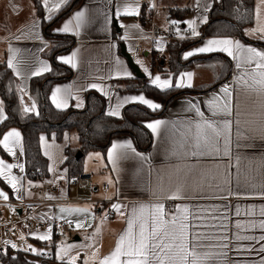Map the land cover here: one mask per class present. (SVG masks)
Wrapping results in <instances>:
<instances>
[{
    "label": "crops",
    "instance_id": "1",
    "mask_svg": "<svg viewBox=\"0 0 264 264\" xmlns=\"http://www.w3.org/2000/svg\"><path fill=\"white\" fill-rule=\"evenodd\" d=\"M70 1L68 0V4ZM215 1L217 0H209L210 9ZM56 2L57 0H51V3ZM138 2L140 15L131 17L117 15L118 8L123 6L122 0H82L79 6L55 25L53 28L54 32L73 36L76 40L75 46L70 51L59 55L58 60L60 61V57H66L73 52H77L78 67L73 68L67 65L73 69V77L69 80L55 83L51 90L50 99L57 87H71L74 95L69 98L68 107L61 110H67L71 107L83 109L86 104V93L88 91H96L106 99V113L110 106L116 104L118 98L123 99L130 96L143 95L146 99L160 104V102L146 96L143 92H121L118 90L117 82L130 81L137 78L127 59L122 55V46L132 56L134 63L145 75L148 83L152 84L151 80L156 75H159L161 79H172L175 85L178 82L179 75L176 78L163 76L158 71L159 67H155V59L157 56L162 55L159 65H164L166 68L168 64V45L173 42L190 43L191 45L183 53L182 60L185 63L192 61L193 64L181 73L191 72L194 74L193 87L182 89L208 88L218 82H220V85L206 93L178 96L169 104L162 116L144 121V126L148 122L157 120L165 121L168 125V128L161 130L159 139L145 126L153 136L152 146L147 152L136 150L149 157L148 162L142 163L139 158H130L119 162V171L113 169L112 162L108 160V152L114 143L130 141L135 147L133 140L129 136L115 137L106 152L93 151L84 156L83 173L91 175L92 182L89 188L79 190V195L85 200L106 202L101 205L102 207L88 203L67 207L89 208L88 222L84 228L77 229L75 227L77 222H84V214L76 212L71 214L62 213V208L45 207L39 211L45 226L43 228H18L17 237L21 239V236H23V240L43 252L52 251L55 257L53 264H58L57 255L59 253L56 252V248H47L37 244V242L46 241L35 237L46 234L48 229L51 228L52 240L54 237V218L72 221L74 225L66 229V238L63 242L71 240L74 236V242L79 244L74 245L72 242L64 244V246L72 244L74 246L69 255L78 257L76 264H84L92 256L93 252L98 249L96 260L90 261V264H98L100 258L106 257L114 251L120 235L127 230V220L133 206L163 203L166 212H174L178 207H187L189 209L190 238L198 234L200 242L208 246L200 248L199 251L226 253V256H216L209 260L207 264H260V261L264 259V253L258 252L257 249L264 246V242L237 241L235 236L237 233L256 237L264 235V232L258 227L254 230H244L243 227L237 229L236 227L237 223L247 226L255 222L258 225L261 220H264V216L260 215L261 209H264V198L259 195V193L264 192V139L260 138L259 133H255L252 139L240 142L242 145L251 144L252 146L240 148L236 147V142L233 140L231 158L197 159L191 156H173L169 151V146L173 143V139L176 138L174 135L175 130L171 126L175 124L183 129L186 122L195 119L194 113L189 110L187 102L199 103L205 115L210 116L206 101L213 93L222 95L220 90L225 85L233 89V117L236 116L237 107L242 113L259 110L258 105L254 103L255 97L244 96L240 92L239 86L234 83L237 76L241 74V70L236 68V61L227 56L226 53H198L187 60L184 59V55L189 51H195L198 47L205 46L209 39H233L240 41L246 47H254L257 50L264 51V45L256 44V40L264 41V38H261L260 34L254 31L256 28L255 10L257 7H261V16L264 17V7L260 5V0H253V26L245 33L243 38L237 36H205L204 26L209 22L211 10L204 12L201 8H198L197 0H138ZM41 4L43 18L49 21L48 11L43 7L42 0ZM67 5H62L60 10L53 14L52 19ZM85 8L88 9L87 20L78 36L57 31L62 29L65 23L73 19L77 11ZM174 8L188 10V12L182 18H179L182 16L181 14L175 17L171 15V9ZM105 13H107L109 18L107 26ZM201 16H207L208 22L203 23L200 20ZM150 19L153 22H150ZM193 19L198 22L197 31L201 33L199 37L192 36L187 27L186 21ZM34 21L35 27H33ZM172 21H179V32L177 31V26L172 24ZM121 24L126 27L122 28ZM133 25H139V28H134ZM171 26L172 31L170 33L169 27ZM181 35L184 36V39L180 38ZM123 36H127L128 39H123ZM153 38H156V40H153ZM53 43V39H50L44 33L42 18L38 16L35 0H0V58L5 53L8 62L12 55L9 49L15 48L18 49V59L25 62L21 64L23 76H17L12 70L19 80V89H25L24 93L21 92L23 106L31 107L35 103L30 95V82L33 78L39 76L30 75V72L39 67L40 62L48 64L52 68L51 61L45 54L53 47ZM110 44H115L116 47L110 48ZM161 47L163 51H161ZM138 48L139 51H137ZM117 57L123 62L124 69L132 73V77L116 76L117 69L114 66V60ZM137 60L141 61L142 64L136 63ZM144 68L148 69L147 73L144 72ZM46 73L48 72L42 75ZM93 83L102 86L106 92H110L112 99L109 100L108 96L101 91L91 88L90 85ZM78 101L82 102L80 107L76 106ZM129 105L139 104L124 105L121 108V115L123 109ZM240 118L243 120L247 117L242 115ZM215 119L223 120L225 117L220 115L215 117ZM12 130L21 133L18 129H10L3 136ZM70 141L68 132L64 134L62 141H58L55 134L50 136L47 134L41 135V149L49 162V176L37 183L26 182L24 178L25 156L22 134L20 144L15 146V156L7 152L1 145L9 159H5L0 155V160H3L6 164L18 165V167L12 169L11 174L20 178V184H18L20 191L17 192L12 189L11 185L2 177L11 189L12 198L0 187V191H3L8 196L7 200L0 197V202L39 201L46 197L75 195L76 190L69 182L68 168L63 166L66 159L65 149L70 144ZM45 153L48 154L46 155ZM237 156L240 157L241 171L248 174L255 184L254 188H240V195L233 194L237 192L235 181ZM230 165L231 167H229ZM149 168L151 169L150 174L148 172ZM178 168L182 169V171L178 172ZM225 171L231 177L230 187L226 186L222 179L211 181V187L208 186L209 181L204 180L206 175L216 174L217 172L224 173ZM109 179L112 180V184L108 183ZM178 182H184L187 185L185 198L176 200L163 198L175 190ZM105 183L108 185V189L103 188ZM29 184L38 187L39 190H28L27 186ZM217 184L220 186L217 187ZM47 189H53V192L47 193ZM116 203L124 206L122 211L125 215L121 216L115 212L112 206ZM97 208H102L103 212L98 213ZM10 210L12 211L10 212ZM16 210L17 207L12 204L0 205V214L3 216H9ZM237 210L240 211L239 216L236 215ZM107 211L112 212V218H104V213ZM252 211L255 212L254 216L245 215L246 212ZM93 216L95 219H92ZM1 234L2 230L0 229ZM222 236L228 237V247L226 249L215 247L218 243V238ZM246 249H251V251Z\"/></svg>",
    "mask_w": 264,
    "mask_h": 264
},
{
    "label": "snow or ice",
    "instance_id": "2",
    "mask_svg": "<svg viewBox=\"0 0 264 264\" xmlns=\"http://www.w3.org/2000/svg\"><path fill=\"white\" fill-rule=\"evenodd\" d=\"M43 7L48 11V19L51 20L54 13L60 10L62 5H67L68 0H57L56 3H51V0H42ZM123 6L118 8L117 15L120 16H139L140 8L138 0H122ZM260 5L264 7V0H260ZM197 7L201 8L204 12L210 11L209 0H197ZM88 9L77 11L73 19L65 23L62 29L63 33H71L73 35H79L81 28L84 26L87 20ZM105 15L106 26L108 23L107 13ZM256 28L255 32L260 34L261 38H264V17L261 16V7H257L255 10ZM200 20L203 23L208 22L207 16H201ZM197 20L186 21L187 27L194 37H199L201 33L197 31ZM173 25L177 26L179 32V21H172ZM35 27V21L33 22ZM122 28L126 26L121 24ZM134 28H139V25H133ZM123 39H128L127 36H123ZM181 39L184 36L181 35ZM110 48H115V44H110ZM43 50V49H42ZM12 53L11 58L7 62V66L12 69L17 76H23L24 73L21 70V64L25 62L18 59V49L10 48ZM161 51L163 48L161 47ZM222 52L236 61V68L241 70L234 82L239 86L240 92L244 96H254V103L258 105V111H249L242 113L237 107L236 116L233 117V89L230 86L225 85L220 90V93H213L212 96L206 101L208 112L210 116H206L205 112L201 110L199 103H193L188 101L189 110L194 113L195 119L193 121L186 122L183 129L177 125L171 127L175 130L173 143L169 146V151L173 156L182 157H195L200 158H218L229 157L231 158V149L233 140L236 142V147H251V144L242 145V140H250L253 138V134L259 133L260 138L264 139V51L257 50L254 47H246L240 41L233 39H209L205 46L198 47L195 51H189L184 55V59L187 60L198 53H214ZM78 53L73 52L66 57H60V61L63 64L70 65L73 68L78 67ZM136 63L142 64L137 60ZM114 66L117 69L116 76L120 77H132V73L127 71L123 67V62L117 57L114 60ZM52 68L43 62H40V66L30 72V75L40 76L45 72H51ZM144 72H148L147 68H144ZM149 75H151L149 73ZM194 74L191 72H184L179 74L178 82L173 84L172 79H161L159 75H156L151 83L158 89L168 90L175 86L176 88H191L193 87ZM91 88L101 91L104 95L108 96L109 100L112 99V94L106 92L105 89L95 83L90 85ZM20 92L24 93L25 89L20 88ZM74 95L71 87L61 88L57 87L52 93V103L58 109H64L68 107L69 98ZM23 100V96L21 97ZM82 102H77V107H80ZM127 104H139L145 105L148 109L156 111L161 108L159 103H155L150 99H146L143 95L130 96L123 99H117L114 106H110L107 115L110 117H121V108ZM24 113L36 112L35 103L31 107L24 105ZM38 115V112L36 113ZM223 115L225 119L218 120L215 117ZM242 115H246L247 118L241 119ZM8 117L5 115L4 102L0 100V123L6 121ZM151 132L157 137L161 136V130L168 128L165 121L157 120L154 122H148L145 125ZM235 126V131H234ZM21 142V133L16 130L7 132L0 140V145L12 154L16 155L15 146ZM46 155L48 153H45ZM130 158H139L142 163H146L149 157L144 156L136 150L133 144L128 141L125 143H114L111 150L108 152V160L112 162L113 169L119 171L118 164L120 161ZM18 167V165L6 164L3 160H0V177H3L12 189L19 192L20 178L11 174L12 169ZM188 167V166H185ZM231 167V165L229 166ZM236 174L235 181L237 192L235 195H240L239 189L254 188L255 184L252 182V178L241 171L240 157H236L235 162ZM189 170H191L189 168ZM151 169L148 172L150 174ZM182 169L178 168V172ZM222 179L226 186L231 185V177L227 171L224 173L217 172L216 174L206 175L204 180L209 181L208 186L211 187V181ZM109 184H112V180H108ZM203 183V181H202ZM217 187L220 185L217 184ZM187 185L184 182H178L175 186V190L167 195L166 199H182L185 198ZM155 195V193H154ZM261 198H264V192L259 193ZM0 197L7 200L8 196L0 191ZM51 199V197H49ZM110 199V197H108ZM115 212L121 216L125 215L122 211L124 207L122 204L116 203L113 206ZM62 213H82L85 215L84 222H77L75 227L82 229L88 222L87 217L89 215V208H62ZM236 215H240V211L237 210ZM245 215H255V212H246ZM260 215L264 216V209H261ZM92 219H95L93 216ZM189 209L187 207H178L174 212H166L163 203L157 204H140L133 206L130 211L129 219L127 220V230L120 235L114 251L110 255L100 258L98 264H207V262L216 256L225 255V252H201L200 248L208 247L200 242V237L196 236L190 238L189 232ZM69 224L72 221H68ZM103 223V221H101ZM237 229L244 230L259 228L264 232V220H261L257 225L255 222L250 223L247 226H242L239 223L236 224ZM36 239L43 241H50L52 238V229L49 228L46 234L38 235ZM21 239H24L21 236ZM235 239L237 241H252V242H264V235L259 237L251 235L236 234ZM228 237L222 236L218 238V243L215 247L226 249ZM8 243V242H5ZM94 246V245H93ZM12 248H16V244H11ZM74 246L62 245L60 248L59 259L62 264H76L78 257L70 256ZM25 251H32L38 255H44L45 253L38 252L30 245L24 249ZM251 251V249H246ZM258 252L264 253V246L257 249ZM98 256V249L93 252L89 260H86L84 264H90V261H95ZM260 264H264V259L260 261Z\"/></svg>",
    "mask_w": 264,
    "mask_h": 264
},
{
    "label": "trees",
    "instance_id": "3",
    "mask_svg": "<svg viewBox=\"0 0 264 264\" xmlns=\"http://www.w3.org/2000/svg\"><path fill=\"white\" fill-rule=\"evenodd\" d=\"M82 0H71L69 4L53 19L43 18L41 0H35L37 13L42 18L44 33L53 39V47L45 54L51 61L52 71L30 82V95L34 100L36 112L24 113L19 91V80L12 69L7 66L5 53L0 58V100L4 102V109L8 119L0 124V140L10 129L21 131L25 156L26 182H41L49 176V162L43 155L40 138L42 134H55L58 141L63 140L66 132L71 137L70 144L65 149L66 159L63 166L68 168L70 177L83 173L84 156L93 151L106 152L112 140L119 136H129L140 152L150 150L153 143L151 132L144 126V121L160 117L166 108L178 96L184 94H200L209 92L220 85V82L199 89L173 88L161 90L144 79L135 78L130 81L117 82L121 92H143L146 96L160 102L161 108L152 111L142 105H129L123 109L121 117H110L106 113V99L96 91L86 93V104L83 109L71 107L67 110L57 109L50 99L53 85L60 81L69 80L74 71L71 67L61 63L58 56L70 51L76 44L73 36L56 33L55 25L70 14ZM188 10L171 9V15L182 18ZM176 14V15H174ZM178 15V16H177ZM253 0H217L213 4L209 22L204 26L205 36L245 37V33L253 26ZM247 39V38H246ZM248 40V39H247ZM256 44L264 45V41L256 40ZM187 42H173L167 47L168 64L160 66L158 71L163 76L176 78L182 71L187 70L193 62H183V53L190 46ZM230 79V77H229ZM38 112V115L36 114ZM78 152L84 156L76 158ZM0 155L9 159L0 145ZM0 187L12 198V192L5 180L0 177ZM57 236L51 241L37 242V244L56 248ZM7 264H35L24 257L5 256ZM43 264H50L44 262Z\"/></svg>",
    "mask_w": 264,
    "mask_h": 264
},
{
    "label": "built area",
    "instance_id": "4",
    "mask_svg": "<svg viewBox=\"0 0 264 264\" xmlns=\"http://www.w3.org/2000/svg\"><path fill=\"white\" fill-rule=\"evenodd\" d=\"M150 22H153L150 19ZM172 26L169 27V32L171 33ZM156 40V38H153ZM139 51V48L137 49ZM162 58V55H159L155 59L156 66L159 67V62ZM70 184L75 188V195H66L60 197H46L39 201H9L4 204H12L17 207V210L10 214L9 216H3L0 214V229L2 230V234L0 235V264H7L5 260V256L10 254L13 257H24L28 260H32L35 264H43L44 262H48L53 264L55 261L54 253L52 251L43 252L41 250L36 249L32 245H30L27 241L23 239H19L17 237L18 228H43L45 223L41 216L39 215V211L45 207H51L53 209L58 208H67L75 205L82 204H91L93 206L102 207V204H105V201L100 200H85L82 199L79 195V190L89 188L92 182V176L89 174H76L69 179ZM104 189H108V185L105 183L103 185ZM28 190H39L38 187L29 184L27 186ZM47 193L53 192V189H47ZM113 202V201H109ZM108 203V201H107ZM19 209V210H18ZM98 213L103 212L102 208H97ZM113 214L111 211H107L104 213L105 219L112 218ZM73 222L71 224L65 220H53V230L54 235L57 236L58 242L60 240H64L66 238L65 231L68 228L73 227ZM8 242V243H5ZM11 244H16V248H12ZM35 248L38 252L45 253L44 255H38L32 251H25L24 249L28 246Z\"/></svg>",
    "mask_w": 264,
    "mask_h": 264
},
{
    "label": "water",
    "instance_id": "5",
    "mask_svg": "<svg viewBox=\"0 0 264 264\" xmlns=\"http://www.w3.org/2000/svg\"><path fill=\"white\" fill-rule=\"evenodd\" d=\"M121 48H122L121 49L122 55L127 59L130 67L135 72L136 77L140 78V79H144L145 75L141 72L140 68L134 63L132 56L129 53H127L125 47L122 46ZM83 156H84V154L82 152H78L76 158L79 160Z\"/></svg>",
    "mask_w": 264,
    "mask_h": 264
},
{
    "label": "rangeland",
    "instance_id": "6",
    "mask_svg": "<svg viewBox=\"0 0 264 264\" xmlns=\"http://www.w3.org/2000/svg\"><path fill=\"white\" fill-rule=\"evenodd\" d=\"M70 140H71V137H70ZM12 210H10V212H11ZM9 212V211H8ZM65 241V240H64ZM75 241V237L73 236L72 238H71V240H68V241H66V242H63V240H60L58 243H57V245H56V252H58L59 254H60V248H61V246L62 245H64V244H67V243H69V242H72L74 245H78L79 243H76V242H74ZM72 244V245H73ZM72 252V251H71ZM70 252V253H71ZM59 254L57 255L58 257H57V260H58V264H61L62 263V261L59 259Z\"/></svg>",
    "mask_w": 264,
    "mask_h": 264
}]
</instances>
